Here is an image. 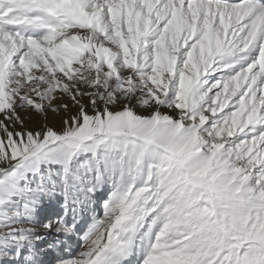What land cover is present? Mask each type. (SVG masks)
I'll list each match as a JSON object with an SVG mask.
<instances>
[{
  "label": "snow or ice",
  "instance_id": "obj_1",
  "mask_svg": "<svg viewBox=\"0 0 264 264\" xmlns=\"http://www.w3.org/2000/svg\"><path fill=\"white\" fill-rule=\"evenodd\" d=\"M0 264H264V0H0Z\"/></svg>",
  "mask_w": 264,
  "mask_h": 264
},
{
  "label": "rangeland",
  "instance_id": "obj_2",
  "mask_svg": "<svg viewBox=\"0 0 264 264\" xmlns=\"http://www.w3.org/2000/svg\"><path fill=\"white\" fill-rule=\"evenodd\" d=\"M40 120H43L42 118H39ZM56 118L54 117V116H49V120H48V122L50 123V124H53L54 123V120H55Z\"/></svg>",
  "mask_w": 264,
  "mask_h": 264
},
{
  "label": "bare ground",
  "instance_id": "obj_3",
  "mask_svg": "<svg viewBox=\"0 0 264 264\" xmlns=\"http://www.w3.org/2000/svg\"><path fill=\"white\" fill-rule=\"evenodd\" d=\"M41 123H43V120H40ZM54 123H56V119L54 120Z\"/></svg>",
  "mask_w": 264,
  "mask_h": 264
}]
</instances>
